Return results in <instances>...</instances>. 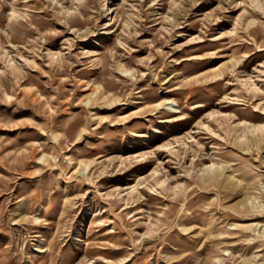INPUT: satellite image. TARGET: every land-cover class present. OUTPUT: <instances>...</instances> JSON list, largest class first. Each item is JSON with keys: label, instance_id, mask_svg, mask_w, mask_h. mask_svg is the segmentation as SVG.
I'll list each match as a JSON object with an SVG mask.
<instances>
[{"label": "rangeland", "instance_id": "rangeland-1", "mask_svg": "<svg viewBox=\"0 0 264 264\" xmlns=\"http://www.w3.org/2000/svg\"><path fill=\"white\" fill-rule=\"evenodd\" d=\"M0 264H264V0H0Z\"/></svg>", "mask_w": 264, "mask_h": 264}, {"label": "bare ground", "instance_id": "bare-ground-1", "mask_svg": "<svg viewBox=\"0 0 264 264\" xmlns=\"http://www.w3.org/2000/svg\"><path fill=\"white\" fill-rule=\"evenodd\" d=\"M107 11H108V13H112V11H113V8H112V5H108L107 6Z\"/></svg>", "mask_w": 264, "mask_h": 264}, {"label": "snow or ice", "instance_id": "snow-or-ice-1", "mask_svg": "<svg viewBox=\"0 0 264 264\" xmlns=\"http://www.w3.org/2000/svg\"><path fill=\"white\" fill-rule=\"evenodd\" d=\"M257 91H259V89H257ZM205 127H207V126H205ZM214 134V133H213ZM210 167H213V166H210ZM161 186H163V182L161 183Z\"/></svg>", "mask_w": 264, "mask_h": 264}]
</instances>
